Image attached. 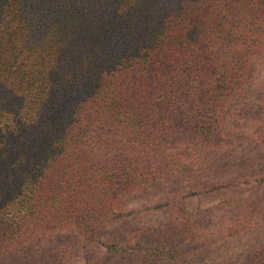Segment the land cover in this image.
<instances>
[{"label":"trees","instance_id":"16d2710c","mask_svg":"<svg viewBox=\"0 0 264 264\" xmlns=\"http://www.w3.org/2000/svg\"><path fill=\"white\" fill-rule=\"evenodd\" d=\"M261 64L264 0H0V264L176 258L115 227L264 185Z\"/></svg>","mask_w":264,"mask_h":264},{"label":"rangeland","instance_id":"374dc122","mask_svg":"<svg viewBox=\"0 0 264 264\" xmlns=\"http://www.w3.org/2000/svg\"><path fill=\"white\" fill-rule=\"evenodd\" d=\"M260 68L264 72V64L259 65ZM263 166L264 157L256 168L260 170ZM245 171H252V168L224 170L214 174L213 180L225 183ZM166 190L157 193H168L174 188ZM115 228V231L134 232L145 228L151 236L178 244L180 254L162 264H242L253 253L264 250V185L222 187L187 198L172 207L129 217ZM53 239L55 244L69 245L77 242L78 237L62 231ZM138 261L140 258L134 257L130 264H138ZM104 264L124 263L108 261ZM257 264H264V258Z\"/></svg>","mask_w":264,"mask_h":264}]
</instances>
